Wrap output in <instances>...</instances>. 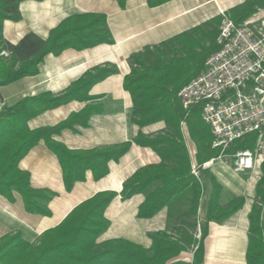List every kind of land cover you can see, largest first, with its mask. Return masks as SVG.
Returning <instances> with one entry per match:
<instances>
[{"label": "trees", "instance_id": "trees-1", "mask_svg": "<svg viewBox=\"0 0 264 264\" xmlns=\"http://www.w3.org/2000/svg\"><path fill=\"white\" fill-rule=\"evenodd\" d=\"M24 0H0V88L24 77L38 73L46 55H58L64 49L82 50L98 44H110L111 38L105 17L97 14H80L65 19L50 31L46 40L36 34H25L16 45L2 36L3 22L18 21V5ZM38 1V0H37ZM123 8L125 0H115ZM170 0H147L156 7ZM264 0H245L229 9L226 15L235 23H242L256 8L263 7ZM221 17H213L188 31L141 52L128 59L130 72L124 77L123 88L131 98L132 121L145 126L163 121L165 130L154 135L139 133L134 143L151 148L160 157L156 166L137 171L122 188V197L129 198L143 193L144 201L138 216L149 218L168 205L179 212V218H193L187 224L195 228L202 186L191 174V161L183 137L182 123L189 140L195 146L198 164L215 158L219 149L212 148L210 128L201 118L202 104L184 110L178 98L180 89L200 73L207 57L218 50L216 39ZM112 67H96L85 73L59 94L44 92L26 96L0 111V196L9 201L20 197L27 213L48 217L49 201L55 195L45 189H35L29 182V173L18 163L38 142L55 155L62 171L65 190L85 177L89 171L94 179L107 175V163L117 160L130 143L90 151H72L54 139L63 129L85 127L95 107L85 106L77 113L53 126L30 130L29 119L44 111L54 109L70 101H87L89 88L113 74ZM258 133L245 135L230 146L227 153L237 150H253ZM261 178L256 186V201L249 214L246 264H264V161L260 165ZM219 186L213 183L206 207L205 222H222L243 204L238 198L224 207L217 204ZM114 193H98L77 206L58 226L45 231L36 243L25 241L19 233L0 238V264H201L202 239L181 233L173 238L165 233L153 237L152 246L144 249L125 240L98 242L106 230L108 221L104 210L114 198ZM195 246L193 261L175 260L178 255Z\"/></svg>", "mask_w": 264, "mask_h": 264}, {"label": "crops", "instance_id": "crops-1", "mask_svg": "<svg viewBox=\"0 0 264 264\" xmlns=\"http://www.w3.org/2000/svg\"><path fill=\"white\" fill-rule=\"evenodd\" d=\"M245 0H170L150 7L147 0H125L123 8L115 0H24L19 3L20 19L3 22L2 36L16 45L27 33L32 32L46 40L51 30L65 19L80 14H97L105 17L111 43L75 50L64 49L58 55H46L38 73L24 77L0 88L1 105L10 106L22 97L44 92L59 94L85 73L96 67H112L115 72L93 84L88 90L87 101H70L47 110L27 122L30 130L53 126L77 113L85 106L95 107L85 127L63 129L54 137L72 151H90L130 143L127 151L117 160L107 163V175L94 179L89 171L81 181L65 190L62 171L55 155L40 141L18 163L21 170L29 173V182L35 189H45L55 195L49 201L50 215L41 217L27 213L17 195L12 201L0 196V238L19 233L29 243H36L47 230L58 226L77 206L98 193H114V198L104 210L108 221L106 230L98 242L125 240L149 249L153 237L165 233L178 238L181 233L200 239V228L205 232L202 239L203 261L201 264H246L249 214L256 201V186L262 174L264 147L254 153L252 169L234 172L223 160H215L207 168L195 160V146L182 126L183 137L195 176L202 186L195 228L187 223L193 218H179L176 208L166 205L149 218L138 216V209L145 195L137 193L122 197L123 184L137 171L160 163V157L151 148L135 144V137L154 135L165 130L163 121L138 126L132 121L133 107L130 95L123 88V80L130 72L128 59L141 52L188 31L207 20L240 5ZM227 16V15H226ZM228 17V16H227ZM242 23L264 42V6L256 8ZM257 142L264 146V130ZM257 144V143H256ZM212 159V158H211ZM210 159V160H211ZM213 183L219 186L217 204L224 207L242 198V206L222 222H205L206 207ZM181 252L175 260L193 261L195 246Z\"/></svg>", "mask_w": 264, "mask_h": 264}, {"label": "built area", "instance_id": "built-area-1", "mask_svg": "<svg viewBox=\"0 0 264 264\" xmlns=\"http://www.w3.org/2000/svg\"><path fill=\"white\" fill-rule=\"evenodd\" d=\"M216 43L218 50L180 89L178 98L184 110L202 104L201 118L210 128L212 148L219 149L218 156L201 167L223 160L238 173L252 169L254 153L226 150L245 135L264 130V42L247 23L235 24L222 14ZM263 147L257 142L256 151ZM198 168H192L193 175H198Z\"/></svg>", "mask_w": 264, "mask_h": 264}, {"label": "rangeland", "instance_id": "rangeland-1", "mask_svg": "<svg viewBox=\"0 0 264 264\" xmlns=\"http://www.w3.org/2000/svg\"><path fill=\"white\" fill-rule=\"evenodd\" d=\"M4 106H6V105H1V103H0V111H1V109H2Z\"/></svg>", "mask_w": 264, "mask_h": 264}]
</instances>
